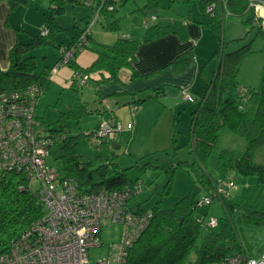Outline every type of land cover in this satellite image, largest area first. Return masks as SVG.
Returning a JSON list of instances; mask_svg holds the SVG:
<instances>
[{
	"label": "trees",
	"instance_id": "1",
	"mask_svg": "<svg viewBox=\"0 0 264 264\" xmlns=\"http://www.w3.org/2000/svg\"><path fill=\"white\" fill-rule=\"evenodd\" d=\"M66 1L73 4L80 3V0H51L49 15L41 32L35 35L29 43H17L11 49L9 69L4 71L0 68L1 90L19 91L37 83L46 92L50 84V74L43 72L41 76H38L36 74V58L29 56V53L43 46L55 45V37L63 31L57 17L64 14ZM126 1L122 0L114 12L107 13L104 10V17L113 18ZM202 1L205 7L208 0ZM226 6L231 16L240 17L245 26L256 27L254 25V10L249 8L247 1L227 0ZM145 8L149 11H157L158 0H147ZM225 17L224 8L219 6L215 15L211 16L210 22L204 25L215 33L218 48L212 59H218L219 64L213 80L207 82L201 98L198 101L193 98L194 102L189 103L196 104V109L190 113L191 127L188 138V146L195 158L194 163L179 162L176 169L179 167L184 169L185 166L195 169L198 166L200 171L197 172L198 176L193 183L205 190L206 195L203 198L213 196L214 190L224 184V179L230 172L247 178H255L253 190L242 210L246 221L264 224V166L252 162L253 153L264 147V68L260 85L256 90L246 88L247 95L244 99L236 95L234 99L223 100V94L227 88V78L237 76L244 58L252 52L249 44L232 52L226 51L228 43L225 42L223 36ZM85 28L86 26L81 28L66 45L58 46V49L75 44ZM110 28L120 31L116 19ZM45 30H48L47 35H43ZM170 32V25L157 23L144 28L139 36L132 37L121 34L113 46L102 45L101 50L95 51L96 59L89 67L84 68L77 65L76 58L79 53L71 60L69 67L74 71L79 70L88 74L90 78L94 74H98L97 83L119 81V72L123 68L132 69L133 78L140 77L141 75L132 68V60L135 59L138 48ZM257 36L264 37V29L259 27ZM88 39L91 43L93 35ZM245 39L241 38L236 41L240 43ZM89 48L90 45L85 49ZM194 61V52L189 51L177 57L172 66L176 72L182 73ZM239 87L241 85H236V88ZM71 88L75 92L73 103L67 112L60 115L59 122L74 119L79 123L85 115L94 113L102 115V119L111 117L116 119L108 111L88 109L78 92L80 88L74 84ZM165 96V88L158 87L147 93L146 98L135 100L133 104L139 106L146 100H162ZM224 131L231 132L246 141V147L241 157H236L230 150L217 151ZM81 136L82 134L70 137L60 143L65 151L63 169L66 177L75 179L81 192L89 193L101 188L110 191L122 190L136 182H141H132L128 175L129 169H121L113 163V160L108 164L113 165L112 175L108 174L107 165L92 169V161L83 162L80 160L75 149ZM85 136L87 137V134ZM174 141H176V136L173 138ZM215 153L218 159L217 179H214L206 171L208 160ZM170 187L171 180L164 192H170ZM138 196L131 200L130 208L136 212L149 210L152 212V218L147 228L128 249L127 264H209L222 261L235 253L230 247L220 246L219 240L223 238V232H209L202 236V230L207 226V223L205 220H198L196 213L203 198L198 199L195 194L189 193L182 196L173 208L163 209L161 201H159L154 207L146 209L141 203L136 206L132 205ZM215 198L220 199L227 212L236 206L231 195H221ZM43 215L44 208L36 193L28 188L27 178L21 172L2 170L0 176V254L8 252L13 242L30 231ZM200 239L202 241L199 244ZM193 253L196 254L194 262L191 261Z\"/></svg>",
	"mask_w": 264,
	"mask_h": 264
},
{
	"label": "rangeland",
	"instance_id": "2",
	"mask_svg": "<svg viewBox=\"0 0 264 264\" xmlns=\"http://www.w3.org/2000/svg\"><path fill=\"white\" fill-rule=\"evenodd\" d=\"M85 2V0H80L79 4H73L66 1L64 14L59 17L64 29L56 36L55 45L43 46L29 53V56L36 58V74L38 76H41L45 71L49 74V70L60 58L58 46L66 45L79 28L86 26L92 15V10ZM158 2L159 8L153 12L145 8L147 0H127L113 18L100 17L92 28L95 42H91L90 48L83 50L78 56L82 53L96 55L95 50L102 49V45L113 46L122 33H130L132 36L140 35L143 31L140 30L139 26H141L143 19L153 14L159 19H169L170 21L174 19L211 20V15L206 11L202 0H158ZM49 6L50 0H42L38 4L39 14L48 13ZM35 12L37 13V11ZM115 19L118 21L120 31H114L110 28ZM37 20L40 23L37 25L38 22H35L36 27L34 29L29 28L31 32L38 33L39 28L43 27L45 18ZM204 25L202 24V26ZM206 29L211 31L218 45L215 33L208 27ZM257 33L258 27L245 26L240 17H225L223 36L225 42L228 43L226 51L232 52L249 44L252 52L244 58L237 76L227 78V88L224 91L223 100L236 98L238 91L236 85H241L250 90H256L260 85L264 68V37L257 36ZM238 38L246 39L239 43L236 41ZM211 58H213V54L209 60ZM209 60L202 61L201 66L202 69L205 67L208 78L211 79V72L218 66V59ZM62 71L66 72V76L52 75L48 89L40 100L37 138H43L60 131L67 133L68 138L82 134L75 149L80 160L83 162L92 161V169L107 165L109 175L113 173V165L108 164L112 163L113 160V163L121 169H129L128 175L132 182H142L144 189L132 202L133 206L141 203L144 208L148 209L161 201L163 209H170L182 196L189 193L195 194L198 199H202L206 195L205 190L193 183L198 176L197 172L200 171L198 166L195 169L187 166H182L184 169L180 167L176 169L179 162L192 164L195 159L188 146V138L191 127L190 113L196 109V104L185 102L182 95L183 91L175 87H167L166 96L162 100L149 99L141 105L135 106L128 104L127 99L125 97L123 99L122 96L119 99L116 97L105 98V93L96 88L93 81L88 82L85 87L78 90L83 102L87 103L88 109H102V101L107 99L106 104L119 114L118 117L124 118L125 123L127 121L133 123L132 117H138L140 123L137 131L131 132L124 128L117 134L115 138L120 146L119 149L109 148L105 144L94 147L85 135L95 130L99 125V116L96 113L85 115L79 123L74 119L59 122L60 115L70 109L75 95L69 86L70 83L72 85L75 71L69 66L61 68ZM145 96L146 94L142 93L136 99L146 98ZM200 98L195 97L194 99L198 101ZM132 113L134 114L132 115ZM174 136H176V141L173 142ZM245 147L246 141L243 138L224 131L217 151L230 150L239 158L242 156ZM64 152L62 144L55 145L52 147L51 156L48 159L49 164L54 165L62 176H66L63 169ZM217 160L215 153L209 158L206 167L207 173L214 179L218 178ZM252 162L264 166V147L253 153ZM1 173L2 168L0 167V176ZM170 180L171 191L165 193L164 189ZM255 181L256 179L253 177L247 178L233 172L226 176L224 184L232 183L228 195H231L236 206L227 212L220 199L217 198L213 199L210 206H201L196 213L198 220H205L207 223L211 217L218 219V226L215 229L204 227L202 236L209 232H223V238L219 240L220 246L230 247L234 252L243 253L246 256H256L260 250L264 249V224L246 221L242 210L253 190ZM36 189L37 185L34 184L33 191L35 192ZM122 237V226L110 224L103 227L101 232L103 246L90 251L91 261L95 262L110 255L111 249L120 245ZM201 241L200 239L199 244ZM195 260L196 254L193 253L191 261L194 262Z\"/></svg>",
	"mask_w": 264,
	"mask_h": 264
},
{
	"label": "built area",
	"instance_id": "3",
	"mask_svg": "<svg viewBox=\"0 0 264 264\" xmlns=\"http://www.w3.org/2000/svg\"><path fill=\"white\" fill-rule=\"evenodd\" d=\"M92 15L85 30L77 42L59 50L60 59L50 69V76L61 68L69 66L77 53L90 45L88 39L92 28L100 17L114 12L122 0H85ZM254 10V25L264 29V0H245ZM95 4V5H94ZM227 0H208L206 11L212 16L217 8L223 7L226 16ZM158 16H146L143 28L156 22ZM48 30L43 32L47 35ZM90 80L88 74L75 71L72 84L85 87ZM44 90L33 83L19 91L0 89V167L4 171L21 172L28 180V188L36 193L44 208V215L32 229L16 239L10 250L0 254V264H127L128 249L147 228L152 212H136L130 208L131 200L143 191L142 182H136L122 190L110 191L106 188L84 193L78 188L75 179L62 176L60 171L49 164L53 146L67 139V133L54 132L43 138L36 137L38 116L37 109ZM184 100L193 103V98L183 91ZM237 95L245 98L246 87H239ZM133 125L128 124L127 129ZM123 130L114 118L101 119L98 127L87 134L94 147H100L115 139ZM232 183L221 184L214 190V195L205 197L201 206H210L215 197L228 195ZM115 224L123 228V237L119 246L111 249L110 255L91 261L90 251L103 246L101 232L106 225ZM218 219L211 217L207 227L215 229ZM209 264H264V249L256 256L233 253L219 262Z\"/></svg>",
	"mask_w": 264,
	"mask_h": 264
},
{
	"label": "crops",
	"instance_id": "4",
	"mask_svg": "<svg viewBox=\"0 0 264 264\" xmlns=\"http://www.w3.org/2000/svg\"><path fill=\"white\" fill-rule=\"evenodd\" d=\"M41 2L42 0H0V68L2 70L6 71L10 67L9 53L11 49L17 43H29L32 38L39 34L44 28L46 19L49 15V8L48 13L44 12L43 15H41V13L39 14L38 4ZM51 5L50 0L49 7H51ZM35 11H37V13ZM59 17L60 16L57 17V20L62 26ZM44 18L45 21L43 27L39 28V32H31L30 29H34L36 27V24L34 23L38 22L37 25L40 23L39 20L36 21V19ZM209 22L210 20L205 21L202 19H174L173 21H170L169 19H159L158 17L157 21L151 23V25L157 23L168 24L170 25L171 32L159 39L145 43L138 48L135 54V59L132 60V68L139 75H141L140 77L133 78L132 69L123 68L119 72V81L117 82L97 83L96 79H99L98 74H94L90 78L89 82L93 81L96 88L105 93V98L109 99L116 97L119 99V97L122 96L123 99L124 97L127 99V103L130 105H134L133 102L140 99H136L137 96H141L142 93L145 95L158 87H164L165 91L167 87H175L180 91H186L192 98L201 97L207 82L213 80L218 69V66H216V69L211 72L212 78L209 79L207 70L205 67L202 69L201 66L202 61H206L207 59L209 60L211 55L214 54L218 48L211 31L202 26V24H208ZM81 28H79L77 32H79ZM139 28L140 30L142 29L141 31H144L142 24ZM122 34L132 36L130 33ZM92 42H95V40L93 39ZM189 51L194 52L195 61L184 72H176L172 66L173 61L180 55ZM96 56L97 54L82 53L77 56L76 63L80 67H89L96 59ZM213 60L214 59L211 58L209 61ZM71 69L74 70L73 68ZM54 75L66 76V72H61L60 69ZM62 81L64 82L63 78ZM69 86H72L71 83ZM107 99L102 101V109L96 110L101 112L108 111L113 114L117 121L122 125L123 130L126 128V130L131 132L137 131L140 124L138 117H132L133 123L129 121L125 123V119L121 118V116L118 117L119 114L110 109V106L106 104ZM84 103L87 105L85 101ZM39 107L40 103L38 109ZM38 109L37 116L40 118ZM133 114L134 113H132V115ZM98 116V123H100L103 116ZM128 124H132L133 128L127 129ZM105 145L109 148H115V146L118 145V141L115 138L110 142H107Z\"/></svg>",
	"mask_w": 264,
	"mask_h": 264
},
{
	"label": "water",
	"instance_id": "5",
	"mask_svg": "<svg viewBox=\"0 0 264 264\" xmlns=\"http://www.w3.org/2000/svg\"><path fill=\"white\" fill-rule=\"evenodd\" d=\"M115 148H116V149H119V146H118V145H116V146H115Z\"/></svg>",
	"mask_w": 264,
	"mask_h": 264
}]
</instances>
